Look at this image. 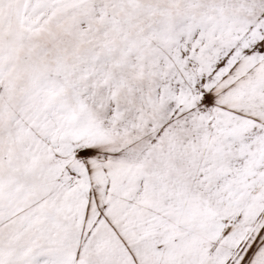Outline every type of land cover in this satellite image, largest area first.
<instances>
[{
  "label": "snow or ice",
  "instance_id": "obj_1",
  "mask_svg": "<svg viewBox=\"0 0 264 264\" xmlns=\"http://www.w3.org/2000/svg\"><path fill=\"white\" fill-rule=\"evenodd\" d=\"M0 264H264V0H0Z\"/></svg>",
  "mask_w": 264,
  "mask_h": 264
}]
</instances>
